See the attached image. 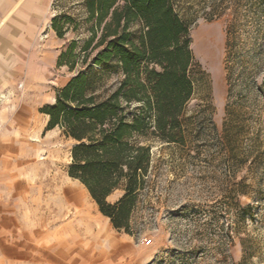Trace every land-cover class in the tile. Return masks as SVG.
Returning a JSON list of instances; mask_svg holds the SVG:
<instances>
[{"label": "rangeland", "instance_id": "374dc122", "mask_svg": "<svg viewBox=\"0 0 264 264\" xmlns=\"http://www.w3.org/2000/svg\"><path fill=\"white\" fill-rule=\"evenodd\" d=\"M214 2L220 10L208 20L209 5ZM77 3L50 0L27 34L11 37L7 58L18 59L22 68L21 77L6 92L10 90L15 97L26 95L27 104L36 110L37 123L45 119L40 109L54 102L58 89L76 73L67 65L58 66L60 53L74 39L80 51L89 36L83 23L63 37L52 28V19L62 12L80 18ZM195 7L192 47L204 76L188 110L189 114L200 109L211 113L221 133L227 103L245 109L242 117L249 135L241 149L249 154L236 177L237 167L222 157L216 131L203 130L186 147L155 141L153 189L141 197L134 213L133 221L140 229L136 235L116 229L88 193L93 214L117 240V248L112 247L116 253L99 258L69 231L68 220L57 218L48 201L56 184L84 187L68 174L74 141L59 129L30 132L26 151L13 164L19 189L10 187L5 197L10 216L17 222L7 235V244L18 250L22 246L28 258H14L7 264H264V0H197ZM33 56L47 72L38 79H26L25 65ZM118 78L113 74L108 82ZM243 180L247 194L240 195V201L253 205V214L244 220L238 218L233 200L234 186ZM122 195L123 190L117 189L108 200L115 202Z\"/></svg>", "mask_w": 264, "mask_h": 264}, {"label": "trees", "instance_id": "16d2710c", "mask_svg": "<svg viewBox=\"0 0 264 264\" xmlns=\"http://www.w3.org/2000/svg\"><path fill=\"white\" fill-rule=\"evenodd\" d=\"M77 4L80 18L62 12L52 19V28L63 37L83 23L89 36L80 51L74 39L60 53L58 66L67 65L76 73L58 89L55 101L40 111L49 116L46 131L59 127L74 141L70 177L85 186L116 229L136 235L140 229L134 213L141 197L153 189L154 142L186 147L203 130L216 131L222 157L237 167L236 177L249 154L241 149L249 135L242 117L245 109L228 102L221 133L205 109L189 114V101L204 76L192 47L197 0ZM217 5H209L206 19L216 18ZM230 40L228 29L227 48ZM113 74L119 78L109 83ZM243 183L235 184L233 199L242 220L253 214V205L240 201V195L247 194ZM117 189L123 195L110 202L108 197ZM242 245L246 256L244 240Z\"/></svg>", "mask_w": 264, "mask_h": 264}, {"label": "crops", "instance_id": "0c3cea01", "mask_svg": "<svg viewBox=\"0 0 264 264\" xmlns=\"http://www.w3.org/2000/svg\"><path fill=\"white\" fill-rule=\"evenodd\" d=\"M49 1L0 0V263L4 264L14 258L21 261L28 258L22 246L18 250L7 244V235L17 226V222L10 216L11 207L5 202L7 190L12 186L19 189L20 185L14 178L13 164L26 151L30 132L45 130L49 120V116L41 112L45 116L44 122L37 123L36 110L29 107L26 95L17 94L15 97L10 90L6 92L15 79L21 77L22 68L18 59L9 60L7 57L8 52L12 51L11 37L14 34H27L33 28V20L44 12V6ZM25 66L26 79H38L47 72L46 66L34 56ZM56 129L60 130L55 127L47 132Z\"/></svg>", "mask_w": 264, "mask_h": 264}, {"label": "bare ground", "instance_id": "6f19581e", "mask_svg": "<svg viewBox=\"0 0 264 264\" xmlns=\"http://www.w3.org/2000/svg\"><path fill=\"white\" fill-rule=\"evenodd\" d=\"M50 191L51 194L48 196L50 208L56 212L57 218L68 220L67 228L82 239L88 252L99 258H109L116 253L117 240L110 233L108 225L93 214L88 204L86 188L80 190L74 186L56 184Z\"/></svg>", "mask_w": 264, "mask_h": 264}]
</instances>
